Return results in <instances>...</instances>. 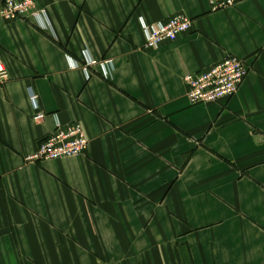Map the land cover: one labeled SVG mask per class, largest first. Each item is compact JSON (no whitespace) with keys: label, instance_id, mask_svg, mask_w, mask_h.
I'll return each instance as SVG.
<instances>
[{"label":"crops","instance_id":"crops-1","mask_svg":"<svg viewBox=\"0 0 264 264\" xmlns=\"http://www.w3.org/2000/svg\"><path fill=\"white\" fill-rule=\"evenodd\" d=\"M31 1L0 14V264H264V0ZM177 15L192 29L147 50L143 23ZM229 56L238 95L189 102L184 78ZM74 123L84 155L27 162Z\"/></svg>","mask_w":264,"mask_h":264},{"label":"built area","instance_id":"built-area-1","mask_svg":"<svg viewBox=\"0 0 264 264\" xmlns=\"http://www.w3.org/2000/svg\"><path fill=\"white\" fill-rule=\"evenodd\" d=\"M242 0H209L212 11H221L236 6ZM0 14L7 20L28 18L30 16L42 17L43 13L35 10L31 0H5L0 6ZM192 20L184 16H174L167 22L156 25L143 23L146 35L147 50H155L166 42H175L192 29ZM97 66L95 62L89 64ZM105 78L113 70L112 62L98 64ZM251 71L248 63L240 58L229 56L216 64L210 70L199 75H188L184 82L188 87L187 99L192 104H215L232 100L239 93L243 83ZM89 76V75H88ZM10 80L9 73L0 59V85ZM30 100L38 111L34 120L41 122L45 114L40 111L39 98L34 91L30 92ZM90 140L81 123H74L64 129L60 125L38 148L37 152L27 158V162L56 161L77 158L88 150Z\"/></svg>","mask_w":264,"mask_h":264}]
</instances>
